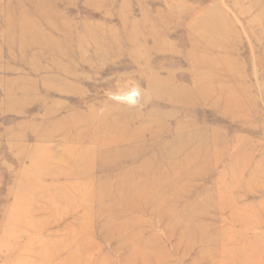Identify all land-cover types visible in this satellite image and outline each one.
I'll return each instance as SVG.
<instances>
[{
  "label": "rangeland",
  "instance_id": "374dc122",
  "mask_svg": "<svg viewBox=\"0 0 264 264\" xmlns=\"http://www.w3.org/2000/svg\"><path fill=\"white\" fill-rule=\"evenodd\" d=\"M132 256L264 264V0H0V264Z\"/></svg>",
  "mask_w": 264,
  "mask_h": 264
},
{
  "label": "bare ground",
  "instance_id": "6f19581e",
  "mask_svg": "<svg viewBox=\"0 0 264 264\" xmlns=\"http://www.w3.org/2000/svg\"><path fill=\"white\" fill-rule=\"evenodd\" d=\"M122 101H125L126 103H130L132 104V100L130 102L127 101L126 97L122 98ZM133 138H136V136L134 135H125L123 137H114L112 140L111 145H114V149L108 150L105 149L103 151H99L101 149H97V151L99 152L100 157V163L94 167V164H87L85 166V168L82 170L83 174H90L91 172H95L96 169L104 171L106 170L108 167H111L113 169H122L125 165V163L127 161H125L124 159H128V157H124V154H128V153H124L123 154V150L124 151H128V149H122L123 146H126L127 143L131 142ZM131 145V144H130ZM96 152L93 153V151L91 152V154H95ZM132 154V153H131ZM135 154H132L131 157L129 158L128 161L135 159ZM125 162V163H124ZM95 169V171L93 170ZM137 188V187H136ZM148 188V187H147ZM136 191V189H134ZM142 192V191H141ZM140 191L134 192L133 195H131L130 197H127V199L125 201H123L122 199H117L118 204L120 205V210H122L123 208H130V209H136L139 208V206H137V201L135 202L136 199H134L132 196H136L137 198L142 196L145 197V195H147L149 193V189H144L143 193H141ZM130 198V200L128 199ZM120 231L123 233L126 229L124 227H119ZM136 258L137 256H132V258L130 260H124V263H128V264H135L136 262ZM143 260H146V257H144Z\"/></svg>",
  "mask_w": 264,
  "mask_h": 264
}]
</instances>
